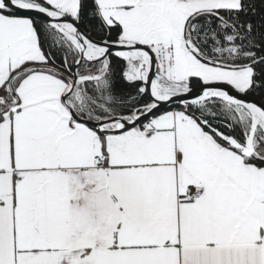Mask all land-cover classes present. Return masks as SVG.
<instances>
[{
  "label": "snow or ice",
  "instance_id": "obj_1",
  "mask_svg": "<svg viewBox=\"0 0 264 264\" xmlns=\"http://www.w3.org/2000/svg\"><path fill=\"white\" fill-rule=\"evenodd\" d=\"M0 264H264V0H0Z\"/></svg>",
  "mask_w": 264,
  "mask_h": 264
}]
</instances>
